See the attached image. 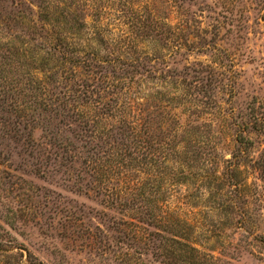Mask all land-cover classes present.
Returning <instances> with one entry per match:
<instances>
[{
  "label": "rangeland",
  "instance_id": "rangeland-1",
  "mask_svg": "<svg viewBox=\"0 0 264 264\" xmlns=\"http://www.w3.org/2000/svg\"><path fill=\"white\" fill-rule=\"evenodd\" d=\"M45 17L69 50L108 60L83 77L96 92L121 79L115 109L131 100L162 143L140 150L109 118L87 120L108 115L115 89L96 108L70 100L77 84L42 67L58 54L39 48ZM158 197L213 257L198 264H264V0H0V264H187L161 255L153 226L126 236Z\"/></svg>",
  "mask_w": 264,
  "mask_h": 264
},
{
  "label": "trees",
  "instance_id": "trees-1",
  "mask_svg": "<svg viewBox=\"0 0 264 264\" xmlns=\"http://www.w3.org/2000/svg\"><path fill=\"white\" fill-rule=\"evenodd\" d=\"M54 24L58 23V21H52ZM75 23L77 24V26L80 28V24L75 21ZM39 24H40V20H39ZM50 26V29H48L47 34L46 35H38L37 37H39V39L41 40L40 46L39 48L42 47V50L46 49L47 52L49 53V51H55L57 54V58L55 59L56 64L53 65L52 67H44L46 66L47 63H45V65H42L43 69L46 68L47 71H51L52 69H58L60 71H62V73L64 74H68L69 77H71V80L73 81V83L77 84L76 86H78V88H74V87H70V91H69V98L70 100H73L74 102L80 98L81 103H78V105L80 106V108L82 107V104H85L84 106H86V108H90V107H98L101 105V100H94L91 101L93 99L94 95H99L100 92L105 93L107 91H110L111 88L115 89V91H113V93H111L110 98L108 99L107 102L104 103V105L108 104V102L113 103V106H111V111H107V116L106 117H99V116H90V114L88 112L85 113V115L87 116V120L89 122H92L95 124V119L97 120H104L106 121L107 118H109L110 120L113 121V124H110L109 126L111 127V130L114 129V127L116 126V128L122 130L121 133L127 134V139L130 140L131 138V142L133 145H137L140 150L141 149H147V144L150 142H160L162 143V141H159L157 138L158 136L155 134V132H146L144 131V124L142 121V117L140 114H136L135 111L134 114H132V101L130 100L129 103H127L126 101H123L122 105H125V107L128 108V112L129 113H124L123 111H118V109H115L119 104H118V100L117 99H112V97L114 95H116L117 92L116 89L119 88L121 90H123V87L120 86H115L114 85V81H118L120 82L121 79L119 78H115L113 79L115 76L114 73L116 72L115 70L111 69L110 71L112 72V80H110L111 77L106 76L104 78V80H101L98 78V81H101V83L105 84L104 86L100 87V91L96 92L94 90V86L92 83H90L88 81V78L83 77L82 73L80 70L83 69V71L85 73L91 74L93 72V68H101V70H104L102 66L109 64L108 60L106 58H102L99 57L98 54L96 53H85L84 55H79L78 52L80 53V51L78 50H69L72 46H74L68 39L67 37H62V36H58L55 35V33L52 32V27L50 25V23H48V21H46V17L44 20H42V26L41 29L44 27V25ZM67 25V24H66ZM60 26V25H59ZM70 26H73L75 28V25L72 23L70 24ZM40 29V28H39ZM51 32V36H48V33ZM51 56H49L48 61H50L51 59H54L53 54H50ZM66 66V67H65ZM82 68V69H81ZM45 70V69H44ZM56 71V72H57ZM103 72V71H102ZM58 75V72H57ZM67 78V77H66ZM77 80V81H76ZM94 81V79H93ZM43 89H45L43 87ZM75 95V96H74ZM65 96V95H63ZM97 98H99V96H96ZM76 98V99H75ZM121 105V103H120ZM115 110L117 112V115H113L111 112L112 110ZM88 111V110H87ZM91 121H90V120ZM198 128V127H197ZM196 127H191V130H195L197 129ZM144 131V132H143ZM211 129L207 132L210 133ZM152 133V134H151ZM146 134H148V136H146ZM192 140L194 141V143L196 144V147L202 148L201 143H203V140L200 139V136L198 134V131L190 134L193 135ZM197 134V135H195ZM172 139H174V141L177 139L176 142L177 146L179 145V143L182 141L181 139V133L175 132L174 134H172ZM171 139V141H173ZM180 140V141H179ZM237 142L239 144H241V141L237 140ZM244 142H246L245 145H250V142H248L247 140H245ZM180 143V144H181ZM153 144V143H152ZM152 147V146H151ZM177 149V148H176ZM175 149V150H176ZM182 149H185L184 147H180L177 150V153L179 151H181ZM147 151V150H144ZM204 155V153H201ZM199 153V158L202 157ZM198 155V154H197ZM128 158L134 162L137 160V153L135 152V148H132V151H130L127 154ZM232 161L235 160V163H233L231 160L227 161L228 164H232L233 168H234V172L237 173L236 175L240 174V160H242V162H245V160H248V158L244 155L243 152L235 153L232 154ZM254 164H258L259 162H255ZM236 175H233V179H235V181H233V186H235V188H244V185H242V180L237 181V177ZM214 176H217V174H214ZM159 198V197H158ZM153 208L158 212V215L154 214V211H152L151 213H146V215L148 216V219L143 221L141 219V217H143L145 215V212L141 211L139 214L141 215V217H138L137 222H133V221H127V223H125V227L126 230L128 231V233H126V236L129 237L132 240H137V239H141L144 235V233L142 232L144 229L139 225V223L142 224H146L149 226H153L154 228L158 229V231H161L164 233V235H159L158 233H154L156 235H159L162 239L161 241V245H160V249H161V255L164 258H179L180 256H189V259H187L186 261H184L187 264H198L199 261L201 260V257H208L209 260L213 259L212 256L209 255H204L202 254V252H200V250H198L195 246H193L191 243L188 242V240L185 238V234L178 231V221L176 219L171 218L170 216H168V213H166V211H164V208H162V201L161 199H155V201L153 202ZM138 215V216H140ZM133 219V217H132ZM134 220V219H133ZM124 225V223H123ZM174 225V226H171ZM144 238V237H143ZM264 237H261V239H263ZM0 252L2 254H7V250H0ZM209 260L206 261V264L209 262ZM172 264H176L172 263Z\"/></svg>",
  "mask_w": 264,
  "mask_h": 264
}]
</instances>
